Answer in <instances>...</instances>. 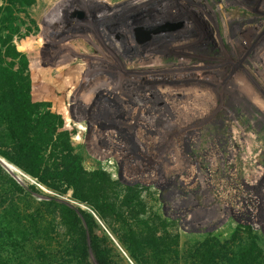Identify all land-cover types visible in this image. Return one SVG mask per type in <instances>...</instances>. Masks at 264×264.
Here are the masks:
<instances>
[{
	"label": "rangeland",
	"instance_id": "obj_1",
	"mask_svg": "<svg viewBox=\"0 0 264 264\" xmlns=\"http://www.w3.org/2000/svg\"><path fill=\"white\" fill-rule=\"evenodd\" d=\"M255 74L264 0H0V264H264V218L172 219L194 103Z\"/></svg>",
	"mask_w": 264,
	"mask_h": 264
},
{
	"label": "flooded vegetation",
	"instance_id": "obj_2",
	"mask_svg": "<svg viewBox=\"0 0 264 264\" xmlns=\"http://www.w3.org/2000/svg\"><path fill=\"white\" fill-rule=\"evenodd\" d=\"M254 13L259 15L257 10ZM245 26L262 27L257 20L243 24V28ZM236 77L234 75L232 80L234 91L223 92L220 97V114L215 108L209 109L205 97L200 103H194L197 107L193 106L190 117V137L173 144L178 180L173 191L174 221L188 214L191 218L206 216L213 201L223 212L225 220L220 222H262L264 218V200L259 197L264 194V90H260L258 84L259 79L264 82V75L242 76L255 91L236 81ZM199 105L207 107L208 111L198 112ZM216 130L221 137L212 138ZM125 163L124 160L119 166L121 181ZM162 190L160 188L159 192ZM215 194L219 196L211 199ZM181 202L187 213L180 212Z\"/></svg>",
	"mask_w": 264,
	"mask_h": 264
},
{
	"label": "trees",
	"instance_id": "obj_3",
	"mask_svg": "<svg viewBox=\"0 0 264 264\" xmlns=\"http://www.w3.org/2000/svg\"><path fill=\"white\" fill-rule=\"evenodd\" d=\"M1 70H2V69H1ZM5 72H7L9 75L12 74V75L14 76V73L11 72V71H7V70H6ZM8 74L6 75V77H8V79H9L10 77H9ZM8 79H7V80H8ZM8 83H11L12 85H13V84H16V83H17V79H12V80L10 79V80L8 81ZM6 85H7V83H6ZM16 91L18 92V95H17V97H16V104H18V106H17L18 110H17V111H18V112H21L20 105H21V97H22V96H21V93H22V92H21V90H20L19 88H16ZM21 123H22V124H23V123L25 124V122H23V120L21 121Z\"/></svg>",
	"mask_w": 264,
	"mask_h": 264
},
{
	"label": "water",
	"instance_id": "obj_4",
	"mask_svg": "<svg viewBox=\"0 0 264 264\" xmlns=\"http://www.w3.org/2000/svg\"><path fill=\"white\" fill-rule=\"evenodd\" d=\"M1 161V160H0ZM2 163H3V165L6 167V168H8V169H10L11 170V165H9L8 163H6V162H4V161H1Z\"/></svg>",
	"mask_w": 264,
	"mask_h": 264
},
{
	"label": "bare ground",
	"instance_id": "obj_5",
	"mask_svg": "<svg viewBox=\"0 0 264 264\" xmlns=\"http://www.w3.org/2000/svg\"><path fill=\"white\" fill-rule=\"evenodd\" d=\"M11 167V166H10ZM11 169L13 170V167H11Z\"/></svg>",
	"mask_w": 264,
	"mask_h": 264
}]
</instances>
